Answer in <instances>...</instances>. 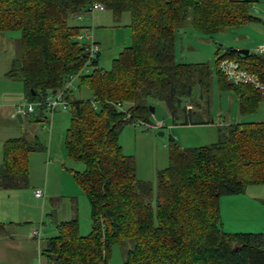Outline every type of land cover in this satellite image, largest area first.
Masks as SVG:
<instances>
[{
    "label": "trees",
    "instance_id": "obj_1",
    "mask_svg": "<svg viewBox=\"0 0 264 264\" xmlns=\"http://www.w3.org/2000/svg\"><path fill=\"white\" fill-rule=\"evenodd\" d=\"M95 1L117 20L129 14L131 43L109 69L99 67L98 50L92 71L78 73V86L88 87L90 98L65 92L71 110L65 153L84 163L73 175L89 200L91 228L81 234L76 215L57 222L41 254L49 264H108L112 245L128 237L132 245L122 264H264V232L225 231L220 209L222 196L264 184V119L228 123L217 129L215 142L200 146L181 147L171 138L168 165L156 171L155 184L137 177L133 157L118 140L126 124H150L149 106L156 101L174 123L179 112V123L208 122L192 119L198 100L207 98L212 72L207 63L175 60L176 31L190 26L210 33L245 23L255 18L252 1L0 0V31L20 32L19 54L6 75L23 83L28 101L81 72L86 55L77 35L88 28L73 19ZM228 54L264 84V53L243 55L228 47L217 63ZM216 73L219 87L236 94L240 114L258 110L264 93L254 83L231 81L219 67ZM37 138L3 141L0 188L28 185V155L45 148Z\"/></svg>",
    "mask_w": 264,
    "mask_h": 264
},
{
    "label": "rangeland",
    "instance_id": "obj_2",
    "mask_svg": "<svg viewBox=\"0 0 264 264\" xmlns=\"http://www.w3.org/2000/svg\"><path fill=\"white\" fill-rule=\"evenodd\" d=\"M250 1H252L250 12L255 18L245 23L210 33L200 32L190 26L177 29L175 60L186 63H207L212 72L207 98L204 96L202 100H198L199 107L192 119L208 122L179 123L183 120V113L179 112L174 123L163 102H153L154 111L149 116L150 124L144 122L126 124L120 130L118 137L123 152L131 155L135 161L138 178L155 184L156 171L168 165V146L171 138L181 147L200 146L215 142L219 138L217 129H223L228 123L264 119V99L260 102L257 111L242 115L239 112L236 94L232 90L221 89L216 77L218 56L226 48H245L257 52V47L264 44V0ZM80 15L73 19V23L88 28L93 39L98 42L99 67L109 69L112 59L131 43L129 14L123 13L119 20L115 19L107 9L82 11ZM19 37L18 30L0 31V110L2 111L0 113L7 114L9 118L0 116V159L2 141L19 132L29 139L35 134L45 148L31 151L28 155V185L19 190L10 189L7 196L3 195L4 199L0 205L6 209L7 215L1 214L0 211V221L5 224L10 220L15 222L16 226L13 229L16 230L17 238L13 243V257L9 256L14 259L7 261L0 259V264H30L31 261L38 264L37 257H32L33 251L37 253L41 248V242L56 234L54 221L50 217L52 210L49 196L60 197L62 200V203H57L56 206L59 207L53 216L63 217V204H65V212H68L69 216L77 214L81 234L89 233L91 228L89 200L73 175L84 170V163L68 157L65 153L64 140L71 117L69 104L65 108L56 107L54 110L45 111L46 117L40 120L34 118L36 111L20 113L24 116L22 123L16 118L17 104L31 103L36 108L34 102L25 98L21 81L4 77L10 67L11 59L19 54ZM83 42L86 43L87 40L84 39ZM217 47L218 54H216ZM222 59L236 61V55L228 54ZM91 71L92 67L87 66L80 73ZM78 79L79 77L75 76L69 87L74 97L90 98V90L84 85L78 86ZM198 94L199 90L196 86L194 98H197ZM191 109H194L193 105ZM158 131H162L163 134H157ZM35 189H41L45 199L35 198L33 194ZM242 195L256 202L259 201L260 210L236 213V209L229 207V203H233L232 199L238 196L235 194L222 196L220 205L223 229L227 232H264V184H250L246 186ZM36 228L40 230V234L33 239L30 233ZM131 245L132 240L128 237L118 244H113L108 264H122L124 252Z\"/></svg>",
    "mask_w": 264,
    "mask_h": 264
},
{
    "label": "built area",
    "instance_id": "obj_3",
    "mask_svg": "<svg viewBox=\"0 0 264 264\" xmlns=\"http://www.w3.org/2000/svg\"><path fill=\"white\" fill-rule=\"evenodd\" d=\"M90 9L91 10H95V9L102 10L104 9V5L95 1L91 3ZM77 39L87 40L86 43L84 42L82 43L83 51L85 52V55H86L84 64L82 66V69H84L87 66H89V63L93 59H95L99 49H98L96 42L93 39L92 34L88 30L78 34ZM257 52L264 53V44L259 45L257 47ZM218 67L231 81L252 82L257 86L258 89L262 91V93H264V84H262L256 76H254L253 74L249 73L244 68H242L237 61H229V60L223 59L222 61L219 62ZM78 73L80 72H77L74 74L73 73L68 74L64 78L63 84L60 87V89L52 93H47L44 96H42L41 99H39L37 102L36 101L34 102L36 104V107L39 106L43 108L44 111H48V110L51 111V110H54L56 107L65 108L68 104L67 100L65 99V92L70 87V85H72V81L75 76H78ZM187 107L190 108L189 106ZM35 109L36 108L31 103L26 104L25 102H22L16 105L15 113L23 114L25 112H33L35 111ZM158 125H160V123H158ZM34 195L39 197L43 195V192L41 189H35ZM39 234H40V230L37 228L32 230L31 232V235L35 237L39 236Z\"/></svg>",
    "mask_w": 264,
    "mask_h": 264
},
{
    "label": "crops",
    "instance_id": "obj_4",
    "mask_svg": "<svg viewBox=\"0 0 264 264\" xmlns=\"http://www.w3.org/2000/svg\"><path fill=\"white\" fill-rule=\"evenodd\" d=\"M95 10H100V9H95ZM102 10H104V9H102ZM128 23H129V21H128ZM6 72L4 74V77L9 78L6 75ZM35 111H36V115L34 116L35 120H40L41 118H45L46 117L45 116V111H43L42 109H36ZM0 112H2V111L0 110ZM33 112H30V113H33ZM1 115L5 116L6 119H9V118H7V114L0 113V116ZM38 116H39V118H38ZM23 120H24V116L21 115V120H19V122L22 123ZM20 135H23L22 132H19L18 134L14 135V136H20ZM14 136H11V137H14ZM33 136H36V135L33 134ZM7 138H9V137H7ZM7 138H5V139H7ZM3 141H2V144H3ZM20 189H22V188H20ZM9 190L10 189H2V188H0V204L2 203V200L4 199L3 195H6L7 196V194H9ZM14 190H16V189H14ZM17 190H19V188ZM33 194H34V192H33ZM242 194H244V192L243 193H239V194H235L238 197L232 199L233 200L232 201L233 203H229L230 204L229 207H233L234 209H236L235 212L236 213H240V214H243L246 210H247V213H248L249 210H255V211L256 210H260V204L261 203L259 201L256 202L254 199L247 198L246 196H244ZM34 197L40 199V198H44L45 196L43 194L42 196H39V197L34 195ZM48 200H50V204H51V207L50 208L52 210L50 217L54 221L55 230H57L56 229V223L57 222L68 220V219H70L73 216H69V213L68 212H65L66 205L63 204L64 216L61 217V218H56V216H53V213H55L56 210H57V208L59 207V205L56 206L57 203H62V200H61L60 197L59 198L58 197L52 198V196H49L48 197ZM220 209H221V205H220ZM225 209H226V206H225ZM0 211H1V214L7 215V211H6V209L2 205H0ZM75 215L77 216V214H75ZM7 223L8 224H5V223H3V222L0 221V224L2 225V226H0V259H3L4 261L14 259V258H10L9 256H12L13 257V255H12V249H13V246H14L13 243H14V241L17 238L16 237V230L13 229L16 226L15 225V222H13L12 220H10ZM42 224H43V222H42ZM40 228H43V227H40ZM260 232H262V231H260ZM30 237L33 238V239H36V237L35 236H32L31 233H30ZM40 240H39V242H41ZM46 240H47V238L44 241L41 242V248L44 246ZM4 246H6V248H3ZM41 248L39 249V251L37 253H35L33 251L32 257H37L38 264H49L46 261V259L44 258V256L41 254ZM7 251H9V252L6 253ZM30 264H34V263H32V261H31Z\"/></svg>",
    "mask_w": 264,
    "mask_h": 264
},
{
    "label": "water",
    "instance_id": "obj_5",
    "mask_svg": "<svg viewBox=\"0 0 264 264\" xmlns=\"http://www.w3.org/2000/svg\"><path fill=\"white\" fill-rule=\"evenodd\" d=\"M235 50H236V52H238V53H240V54H243V55H246V54H248V52H249V50H248V49H245V48H236ZM149 109H150V112H153V111H154V106H153V105H150V106H149ZM16 117H17L19 120H21V114L18 113V114L16 115ZM157 134L162 135L163 132H162V131H158Z\"/></svg>",
    "mask_w": 264,
    "mask_h": 264
}]
</instances>
